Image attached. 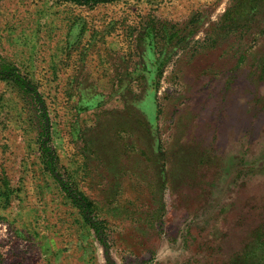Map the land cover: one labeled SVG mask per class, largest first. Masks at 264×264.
<instances>
[{"label":"rangeland","instance_id":"rangeland-1","mask_svg":"<svg viewBox=\"0 0 264 264\" xmlns=\"http://www.w3.org/2000/svg\"><path fill=\"white\" fill-rule=\"evenodd\" d=\"M82 1L0 0V264H264V0Z\"/></svg>","mask_w":264,"mask_h":264},{"label":"trees","instance_id":"trees-1","mask_svg":"<svg viewBox=\"0 0 264 264\" xmlns=\"http://www.w3.org/2000/svg\"><path fill=\"white\" fill-rule=\"evenodd\" d=\"M74 1H76V2H82V3L84 2V1H82V0H74ZM96 2H97V1H96ZM50 164H51V163H50Z\"/></svg>","mask_w":264,"mask_h":264}]
</instances>
